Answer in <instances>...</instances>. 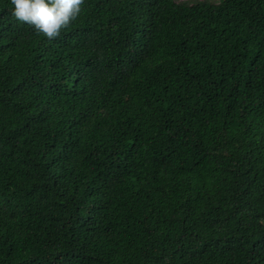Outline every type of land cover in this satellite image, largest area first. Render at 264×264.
<instances>
[{"label": "trees", "instance_id": "obj_1", "mask_svg": "<svg viewBox=\"0 0 264 264\" xmlns=\"http://www.w3.org/2000/svg\"><path fill=\"white\" fill-rule=\"evenodd\" d=\"M0 0V264H264V0H83L48 38Z\"/></svg>", "mask_w": 264, "mask_h": 264}, {"label": "clouds", "instance_id": "obj_2", "mask_svg": "<svg viewBox=\"0 0 264 264\" xmlns=\"http://www.w3.org/2000/svg\"><path fill=\"white\" fill-rule=\"evenodd\" d=\"M83 0H12V14L54 38L81 12Z\"/></svg>", "mask_w": 264, "mask_h": 264}]
</instances>
